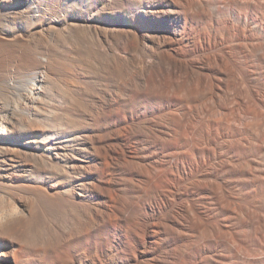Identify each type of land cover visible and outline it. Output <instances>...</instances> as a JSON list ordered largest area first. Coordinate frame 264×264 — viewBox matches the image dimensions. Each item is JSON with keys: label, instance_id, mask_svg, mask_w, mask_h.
I'll list each match as a JSON object with an SVG mask.
<instances>
[{"label": "bare ground", "instance_id": "6f19581e", "mask_svg": "<svg viewBox=\"0 0 264 264\" xmlns=\"http://www.w3.org/2000/svg\"><path fill=\"white\" fill-rule=\"evenodd\" d=\"M2 48L0 264L21 263L28 217L68 209L84 236L109 186L124 264H264V0H0ZM111 108L129 147L110 177Z\"/></svg>", "mask_w": 264, "mask_h": 264}, {"label": "rangeland", "instance_id": "374dc122", "mask_svg": "<svg viewBox=\"0 0 264 264\" xmlns=\"http://www.w3.org/2000/svg\"><path fill=\"white\" fill-rule=\"evenodd\" d=\"M120 7L121 6L118 5V4L113 5V7H111V8L106 5L104 13H105L106 16H112L113 17L114 16V15H112L113 13H116V14L120 15V12H122L121 13V17H122L123 13H124V11H123L124 9L122 7L120 9ZM80 33H82V34H80ZM127 34L126 35L128 37H131L130 33H127ZM77 35L80 38H82V37L84 38L85 33L79 32V33H77ZM85 38H86V36H85ZM88 39H89L90 42L92 41L90 39V37H88ZM92 43L93 42H91V44ZM70 47L71 48L66 49V50H68V53L71 52L70 54H74L75 52L78 53V52H80L79 50H84V52L87 51V53L89 55V58L90 57L91 58H90V60L87 59L88 62H86V63H88L87 64L88 69H86V71H88V70L90 71L91 70L90 67L91 68L93 67V65H92L93 61L92 60H94L92 54H90V53H93L92 50H91V47H89V46L85 47L84 46V48H83V46H76V45H71ZM80 48H82V49H80ZM2 51H5V49L4 48L0 49V64L1 65L3 64V62L1 61L2 58H3L2 55H4ZM107 65H109V64H107ZM71 69L74 70L73 68H71ZM105 70H106V68H105ZM105 70L104 71L101 70V72H102V74L106 73L104 76H107L108 72H106ZM88 76L90 77V80L92 81V83H91L92 85L95 84V82H98L95 79L96 76L94 77V75L92 76L91 74H88ZM91 77H92V79H91ZM66 79L68 80V78H66ZM84 86H86V85H84ZM121 114H122V112L119 110V113H118V111L115 108L107 109L103 113H101L99 115V117H97L98 119L95 122V128H96V138H95L96 140H95V143H97L96 145H99L100 147H102L103 151H107L108 150V152L111 153V154L108 153V152L106 153L107 156H110V157H108L107 167L110 165L111 168H112V164L111 163L117 161V159L120 160L122 158L121 161L124 162L123 161L124 160L123 154H126L124 152H126L127 151L126 150L127 147H129V145L127 143V142H129V138H128L127 135H125V134H127L126 131H123L122 133H119V136L117 135L118 134L117 133L118 129L119 128H123V126H124V124L121 122L122 121L121 119L123 118L122 117L123 114L122 115ZM120 117H121V119H120ZM121 135H122V137H121ZM105 136L106 137L108 136L107 140L106 139L104 140V138H106ZM126 136H127L128 139L126 138ZM124 139L126 141H124ZM112 144H113V147H112ZM124 145H126V146H124ZM103 146L106 149L103 148ZM125 147H126V149H125ZM113 155H114V157L112 158L111 156H113ZM110 166L108 167V169H106L107 173L111 172ZM109 176L111 177L110 174H109ZM120 177L122 179L124 178L123 176H120ZM109 188H110V190H109ZM103 189H102L101 193L105 190L106 192L104 191L105 193L103 192L102 194L103 195L104 194L107 195L108 192L111 191L112 187L109 186L108 188H105L104 190ZM113 192L116 193V194H114ZM101 193L97 194V195H100V196H95L93 199H91L89 201L88 209L91 208V207L93 208V206H94V209L91 208L92 211L90 209L89 210L86 209V210H88V212L85 211L87 214L88 213H90V214H88V215L86 214V217L88 218V219L86 218V221H87V225L86 226H88V227H84V232H83L84 236H82V237L79 236L78 234L76 236V230L78 228V220H80L82 218L78 214H76V215L73 214L68 209H66L65 211H62V212L61 211L60 212L57 211L58 213L57 212L56 213L55 212H48V214L46 213L45 214L46 216H43L45 218V220L43 218V222H44L43 224L44 225L43 224L41 225L39 223L37 224L34 219L28 217V219H27L28 222L25 221L26 224L24 223L25 226L23 225L24 228H22L23 236L21 235L22 236L21 240L23 238L24 242L23 241L22 242L24 243L23 247H24L25 252L23 251L24 253H22L23 255L21 256V259H20L21 263L20 264H46V263L47 264L48 263L49 264H124L125 257H126V254H125L126 245H125V242H124L122 236H120V239H119V241L117 243V239H114L116 236L113 235V233L111 232V229L105 228L103 226V224H102V217L104 215H106V210L107 209H106V206L104 207V203L103 202H104L105 198L102 196ZM111 193L112 194H110V192H109L108 196L110 195L112 198H114V196H115V198L118 199V200L120 199V197H122V194L124 196L123 191L119 190V189L118 190L112 189ZM115 198H114V201L116 202L117 200ZM89 205H90V207H89ZM112 206H113V204H112ZM91 213H92V216H91ZM102 214H103V216H101ZM88 216L90 218L92 217L91 218L92 220ZM79 217H80V219H78ZM74 218H76L78 220L75 219V221H74ZM32 220H33V223H32ZM93 220H94V223L91 222ZM100 220H101V222H100ZM113 220H115L114 221L115 222L114 225L115 224H117V226L119 225V228H121L123 230V227L121 226V222L119 220L117 221L116 219H113ZM116 221H117V223H116ZM72 222L73 223L74 222L77 223V225L74 224L75 225L74 226ZM88 222L89 223L91 222V223L89 224ZM69 223H72L70 225V226H72V228L69 226ZM89 225H90V227H89ZM66 226H68V227H66ZM73 227H75V228H73ZM31 228H32V230H31ZM86 228H88L90 231L88 229H87L88 231L85 230ZM63 230H65V231H63ZM30 231H31V233H30ZM61 233L64 234V235L67 234L65 238L68 237L67 238L68 241L67 240L63 241V240H59L58 239L59 238L58 236H60ZM51 234H52V236H51ZM34 236H35V238H34ZM40 238H42V239H40ZM140 240H142V238ZM30 241H33V242H30ZM47 243H50V246L53 249L51 251V254H49L48 258L44 254L45 247H46L45 245H47ZM42 245H44V251L42 250L43 249ZM43 259H46V260L44 261Z\"/></svg>", "mask_w": 264, "mask_h": 264}]
</instances>
